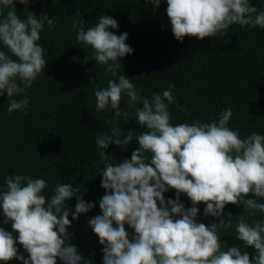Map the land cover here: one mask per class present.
I'll return each mask as SVG.
<instances>
[{
    "label": "clouds",
    "instance_id": "clouds-1",
    "mask_svg": "<svg viewBox=\"0 0 264 264\" xmlns=\"http://www.w3.org/2000/svg\"><path fill=\"white\" fill-rule=\"evenodd\" d=\"M27 5L31 0H17ZM158 7L161 0H147ZM166 14L174 38L182 42L185 36L204 39L219 37L232 25L250 29H264V10H258L250 0H166ZM0 95L8 97V114L26 113L30 99L27 90L43 74L46 66L45 50L38 43L47 23L49 30L56 24L47 14L36 16L27 8L25 19L18 16L14 0H0ZM3 9H9L6 14ZM73 14L71 27L76 40L90 46L93 59L111 76L107 86L94 91L96 111L109 107L116 118L129 119L121 111L120 102L134 108V117L145 131L135 134L138 143L131 159L112 164L108 155L100 151V186L105 194L99 201L100 213L89 219L88 226L103 246V264H264V219L248 222L241 215L236 222V238L245 247L255 250L250 260L237 246L221 249L219 230L231 227V214L221 218L225 205H243L249 216L264 214V203L246 198L251 193L264 198V135L252 133L240 138L238 130L228 127L233 115L231 107L221 111L218 120L192 124H171L169 104L174 103V85L151 98L141 96L135 84L120 74L118 58L131 54L125 43L127 33L119 36L109 29L118 28L111 16L100 15L98 23L85 30L84 20ZM10 53L11 55H9ZM16 59H12V57ZM85 61L87 58L85 57ZM86 63V62H85ZM21 95L22 99H15ZM139 103L142 107H135ZM111 133H99L95 143L99 149L109 144L125 147L134 138L129 130L121 139L122 130L112 124ZM149 155H145V154ZM146 161H150L146 163ZM6 190L0 191V209L4 223L12 232L0 228V261L12 259L22 264H91L78 253L77 247L67 243L71 226L79 214L95 205L84 201L79 187L57 183L50 199L42 193L48 188L42 178L22 174L5 177ZM176 191L175 199L165 200L164 193ZM186 194L192 207L185 208L180 195ZM76 197L75 210L66 201ZM204 203V215L219 218V223L196 222ZM132 230L126 231L125 225ZM115 225V226H114ZM13 232L18 233L14 237ZM19 243L28 257L17 254Z\"/></svg>",
    "mask_w": 264,
    "mask_h": 264
},
{
    "label": "trees",
    "instance_id": "trees-1",
    "mask_svg": "<svg viewBox=\"0 0 264 264\" xmlns=\"http://www.w3.org/2000/svg\"><path fill=\"white\" fill-rule=\"evenodd\" d=\"M14 3L20 18H26L27 8L38 17L47 14L56 24L49 30L45 23L40 33L38 43L45 50L46 66L27 90L30 104L26 113L18 110L9 115L7 94L0 95V191L6 190L5 177L14 174L44 179L48 184L42 193L46 200L57 183L79 187L81 198L95 206L72 221L67 228L71 233L67 243L75 245L82 258L91 264H103V246L88 226L90 218L101 214L99 201L105 194L100 186V169L105 164L99 152L104 151L112 164L130 160L138 148L135 134L146 129L138 125L134 108L126 103L127 97L120 102L121 111L129 113L126 123L123 117L116 118L110 107L96 111L94 91L106 87L112 77L105 76L106 65L101 66L93 59L91 47L76 40L71 27L76 9L84 20L85 30L98 23L100 15H106L118 24V28L110 31L118 36L128 34L125 43L133 51L118 58L119 73L135 84L141 96L151 98L153 93L174 85L175 102L168 106L171 124L212 122L219 119L222 110L231 107L233 115L228 127L238 130L241 139L252 133L264 135V29L232 25L219 37L200 40L185 36L180 42L172 34L166 0H161L158 7L147 0H31L27 5L14 0ZM250 4L264 10V0H250ZM8 10L3 12L6 14ZM0 50L7 52L2 44ZM108 120L122 130L121 139L129 130L133 131L134 138L127 146L97 147L96 135L111 133V125L105 123ZM163 195L165 200L175 199L176 191L169 189ZM246 198L264 203V198L251 193ZM180 202L185 208L192 207L186 194L180 195ZM65 203L72 220L76 197ZM196 206L199 209L196 222L219 223V218L205 217L204 203ZM228 213L233 222L231 227L219 230L221 249L227 251L237 246L241 254L247 252L252 260L255 250L236 238V222L241 215L248 216L251 223L264 219V214L249 216L243 212V205L227 204L221 217L226 222ZM4 219L0 209V228L12 232L11 224H5ZM125 229L132 231L127 224ZM13 235L16 237L18 233ZM16 247L18 255L28 257L18 242ZM0 264H22V261L12 259ZM56 264L63 262L57 258Z\"/></svg>",
    "mask_w": 264,
    "mask_h": 264
}]
</instances>
